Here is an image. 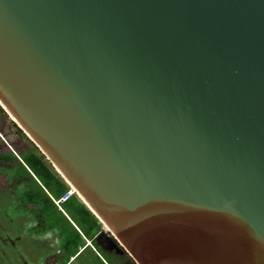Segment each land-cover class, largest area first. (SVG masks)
Here are the masks:
<instances>
[{
  "label": "water",
  "instance_id": "95a60500",
  "mask_svg": "<svg viewBox=\"0 0 264 264\" xmlns=\"http://www.w3.org/2000/svg\"><path fill=\"white\" fill-rule=\"evenodd\" d=\"M0 107L134 264H264V0H0Z\"/></svg>",
  "mask_w": 264,
  "mask_h": 264
},
{
  "label": "trees",
  "instance_id": "16d2710c",
  "mask_svg": "<svg viewBox=\"0 0 264 264\" xmlns=\"http://www.w3.org/2000/svg\"><path fill=\"white\" fill-rule=\"evenodd\" d=\"M17 130L23 133L18 127ZM0 162L10 163V179L24 185L21 192L23 204H32L30 211L39 215L37 224L32 226L31 231L37 232L44 223L46 231L56 233L61 253L58 256L59 263H67L80 247H90L85 245L86 239L90 240L96 250L111 249L113 238L104 231L102 223L76 195L62 203L66 214L57 209L52 198L60 197L68 186L36 146L21 152L19 157L11 151L0 152ZM112 252L118 256L112 257L113 260L111 258L112 264H134L125 252L119 254L114 249Z\"/></svg>",
  "mask_w": 264,
  "mask_h": 264
},
{
  "label": "rangeland",
  "instance_id": "374dc122",
  "mask_svg": "<svg viewBox=\"0 0 264 264\" xmlns=\"http://www.w3.org/2000/svg\"><path fill=\"white\" fill-rule=\"evenodd\" d=\"M34 146L35 144L25 133L18 132L17 125L2 109L0 111V152L11 151L19 157L21 152ZM9 166L10 163L0 162V264L59 262L58 256L61 253L56 233L52 230L46 231L44 223L35 232L36 235L31 231L39 215H34L30 211L29 207L32 204H23L21 192L24 185L10 179ZM108 250H94L92 246L87 247L83 252L77 253L75 259L68 264H112L111 258L118 256L112 252V248Z\"/></svg>",
  "mask_w": 264,
  "mask_h": 264
},
{
  "label": "built area",
  "instance_id": "2783aa9c",
  "mask_svg": "<svg viewBox=\"0 0 264 264\" xmlns=\"http://www.w3.org/2000/svg\"><path fill=\"white\" fill-rule=\"evenodd\" d=\"M64 182L67 184V189L66 191L58 198H52L55 205L57 206V209L61 210L63 213H65V211L62 209V203L65 202L68 198H70L73 195H76L79 199V195L78 193L75 191V189L68 184L65 179L63 178ZM81 200V199H80ZM66 214V213H65ZM75 257V255L70 256L69 261H71L73 258ZM69 261L65 264H68ZM54 264H63V263H59V262H55Z\"/></svg>",
  "mask_w": 264,
  "mask_h": 264
},
{
  "label": "crops",
  "instance_id": "0c3cea01",
  "mask_svg": "<svg viewBox=\"0 0 264 264\" xmlns=\"http://www.w3.org/2000/svg\"><path fill=\"white\" fill-rule=\"evenodd\" d=\"M85 245L92 246L90 240H87V239L85 240ZM92 248H93L94 250H96L95 247L92 246ZM83 250H84L83 247H80L77 253H79V252L81 253V252H83ZM95 252H96V251H95ZM77 253L75 254V256L77 255ZM96 254H97V253H96ZM74 259H75V257H74L72 260H74ZM72 260H71V261H72ZM69 262H70V261H69Z\"/></svg>",
  "mask_w": 264,
  "mask_h": 264
},
{
  "label": "flooded vegetation",
  "instance_id": "af4514ba",
  "mask_svg": "<svg viewBox=\"0 0 264 264\" xmlns=\"http://www.w3.org/2000/svg\"><path fill=\"white\" fill-rule=\"evenodd\" d=\"M37 224V221H36V223L34 224V225H36ZM33 226V225H32ZM33 232V231H32ZM35 235L37 234V233H35V232H33ZM111 243H110V247H111ZM112 248V247H111ZM113 249V248H112Z\"/></svg>",
  "mask_w": 264,
  "mask_h": 264
}]
</instances>
